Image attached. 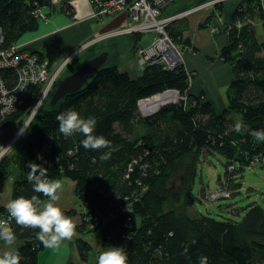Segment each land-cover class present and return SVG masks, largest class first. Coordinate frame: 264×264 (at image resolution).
Listing matches in <instances>:
<instances>
[{
	"label": "trees",
	"instance_id": "16d2710c",
	"mask_svg": "<svg viewBox=\"0 0 264 264\" xmlns=\"http://www.w3.org/2000/svg\"><path fill=\"white\" fill-rule=\"evenodd\" d=\"M74 2L0 0V49H8L37 31L44 17L40 11L46 13V19L55 10L72 16ZM94 2L91 0L97 13ZM256 17L264 19L261 0H242L232 24L222 31L228 42L221 54L234 74L228 82L226 110L212 99L188 94L186 104L167 105L143 116L138 101L168 88L185 92L189 88L186 71L149 66L132 77L121 72L119 64L106 63L83 88L36 113L19 149L0 160V187L15 168L13 199H48L34 192L28 182L29 162L45 167L48 179L76 182L77 194L87 207L81 232L100 231L103 252L122 246L128 264H199L202 256L208 257V264H264L262 206L250 205L242 221L193 215L189 210L202 152H219L228 163L237 158L239 163L249 162L264 152V141L250 135L252 130H264V42L257 38L251 22L245 24ZM238 21L243 22L241 27L236 26ZM24 50L44 59L31 47ZM134 52L137 57V47ZM69 65L73 70V64ZM0 76L9 83L15 80L12 72L2 70ZM40 89V85H30L19 95L14 111L0 121V130L9 132L30 114ZM68 109H75L82 118L95 117L94 134L103 135L111 147L85 150L83 134L64 137L56 116ZM232 113L240 116L243 127L239 132L231 128ZM102 153H110V158L102 160ZM8 214L1 206L0 220L8 219L16 237L23 241L16 247L21 264H38L39 253L45 249L36 238L39 229L21 227ZM78 243L85 260L91 247L82 240Z\"/></svg>",
	"mask_w": 264,
	"mask_h": 264
},
{
	"label": "rangeland",
	"instance_id": "374dc122",
	"mask_svg": "<svg viewBox=\"0 0 264 264\" xmlns=\"http://www.w3.org/2000/svg\"><path fill=\"white\" fill-rule=\"evenodd\" d=\"M60 0H54V2H59ZM76 1V0H74ZM88 4H90L91 0H86ZM94 3H102L104 0H94ZM213 0H163L161 4H153V7L158 8L161 20H166V18H170L169 21H160L162 22V29L155 26L151 30H141L140 32H130V20L128 19L127 10L120 12L124 18V14H126V22L121 27L115 28L111 32H106L104 34H98L97 36L91 38L88 41L82 42L73 48L71 52L66 54L56 65H51L50 62L48 67L54 69L57 66H60L64 61L66 62L67 58L71 57L69 61L70 64H76L73 67V70L70 71V65L68 64L61 74L58 76L57 81L55 82L52 91L56 87L57 83L64 78L65 76L73 73L77 70L86 60L94 57L95 55L100 54L103 51L109 52V57L106 63H114L119 64V69L121 72H128L132 77H137L145 67L158 66L161 70L165 71H175L178 68H182L186 71L188 75V85L189 88L182 92L177 88H168L169 90H173L176 96H172L165 101L164 104L159 106L155 111L148 113L144 106L140 105L141 113L143 116L153 115L158 112L159 109L165 107L167 105H174L184 103L186 104L188 101V94H191L195 97L202 96L205 99H211L207 97L205 93H195L193 90L194 87L202 86V82H198L201 77V71L209 70L207 66L201 67L202 62L199 60V57L204 58L200 53L198 47H196L193 43V39H188L183 35V32L178 26L179 22L183 21L186 17L196 11H205L207 17H205L208 21L206 24H201V28L199 30L208 31L210 34L220 33L222 36H226V47L228 42V37L226 33H223V29L227 26H230L232 22L225 21L226 15L220 17L219 10L222 11L225 2H214ZM230 1V0H229ZM236 6H240L242 0H234L233 1ZM263 10H264V0H261ZM159 3V2H158ZM192 3V4H191ZM210 3V5H208ZM93 5V4H92ZM185 6L184 9H180ZM94 16L99 18L95 7ZM219 9V10H218ZM238 9V8H237ZM237 11V10H236ZM40 15L44 16L41 20H46V13L44 11H40ZM118 15V14H117ZM114 16V15H113ZM217 17V20H216ZM233 17V16H232ZM222 18V19H221ZM217 22L218 25L215 23ZM252 27L256 29V36L261 41L264 42V19L260 17H256L254 20H247L245 24H250ZM243 23V22H242ZM241 22H237L236 26L241 27ZM244 24V25H245ZM207 28V29H205ZM119 30H126L124 33L119 32ZM164 31L165 33H161ZM225 31V30H224ZM119 32V33H117ZM130 32V33H129ZM117 33V34H116ZM110 35V36H109ZM113 35V36H111ZM168 36L170 43L165 45V53H168V47L174 48L176 59L181 57V61L176 64L174 67H170L168 62L171 64V59L164 58L162 62L157 63L155 61H148L146 65H142L138 62L136 53L134 52L136 47L138 49L139 46H143L146 48H156L157 44H159V40ZM2 38L0 37V40ZM223 40H219L222 42ZM153 43V44H152ZM1 45V43H0ZM29 43H25L23 40L17 43V47L23 46V48H27ZM164 45V44H163ZM193 46L195 48H193ZM224 47L219 48L218 52L212 54V59L208 58L206 60L207 65L213 69V76L209 78L208 83L210 84V93L213 83H217V77L215 72H218L219 64L217 63H225L230 69L229 78L232 81L234 78L233 68L229 62H227L226 57L221 54V51ZM148 51V50H147ZM77 53V54H76ZM72 55V56H71ZM143 56H146L145 53H142ZM215 57V59H213ZM218 59L220 62H218ZM46 61V59H43ZM201 64V65H200ZM209 73V72H206ZM203 76V75H202ZM203 79V78H202ZM224 85V84H223ZM230 85V84H229ZM221 86L219 89V98L215 96L212 98L217 104V106L226 110L228 108V97L227 90L228 86ZM205 86V85H204ZM207 86V84H206ZM41 87V86H40ZM27 90V89H26ZM25 90V91H26ZM41 90V89H40ZM167 90V89H166ZM24 91V92H25ZM200 92V91H199ZM23 93V92H22ZM21 93V94H22ZM40 93V92H39ZM19 97V96H18ZM39 97L37 96V99ZM18 100V99H17ZM49 96L43 101L40 105H38L37 101L33 103L31 108V112L27 117H24L19 123L14 124V126L8 131L3 130L0 133V146H6L7 150L6 154L13 155L19 149V142L23 138V134L25 133L27 127L31 123L32 119L41 109L49 108ZM17 102V101H16ZM223 102V104H220ZM222 108H221V106ZM37 108V109H36ZM230 118L233 119L231 122V128H235L237 123H240V116L236 113H232ZM207 151L202 152L199 156V164L198 171L196 175L195 185L193 188V206L189 208L190 212L193 215L197 214H210L212 217L224 220V219H232L234 221H242L247 213V210L250 205H260L264 208V152L261 155L262 157L256 158L255 160L250 159L249 162H241L239 163V159H235L233 162L228 163V160L219 152H211L205 153ZM205 153V154H204ZM16 182L17 174H12L10 178ZM72 181V180H71ZM74 182V181H73ZM75 183V188L77 190V183ZM15 185V183H14ZM227 186L229 189H225ZM239 187V189H237ZM222 188L223 191L230 192V196L213 200L210 197L211 192L217 191V189ZM3 188L0 187V192H2ZM231 197V198H230ZM79 196L77 201L79 200ZM79 205H82V202L79 201L77 207L79 209ZM82 208L80 207L79 210ZM86 210V209H85ZM72 213H74L72 211ZM70 213V214H72ZM89 232V230H88ZM91 232V231H90ZM99 232V231H94ZM102 235V234H101ZM85 242V241H83ZM93 252V251H92ZM90 252V256L88 259H85V262H88L94 255V252Z\"/></svg>",
	"mask_w": 264,
	"mask_h": 264
},
{
	"label": "crops",
	"instance_id": "0c3cea01",
	"mask_svg": "<svg viewBox=\"0 0 264 264\" xmlns=\"http://www.w3.org/2000/svg\"><path fill=\"white\" fill-rule=\"evenodd\" d=\"M233 1L234 0L226 1L222 11L218 9L220 17L224 16V14L226 15L224 22L226 20L232 22V16L238 8V6H236L237 3L235 4ZM74 7L75 9L72 16L55 10L46 20L40 21L37 31L27 34L22 39L25 43H29L27 47H31L41 53L44 59L50 62L51 65H56L66 54L71 52L74 47L82 42L88 41L98 34L111 32L115 28L121 27L126 22V14H124V18L121 17L123 16L122 14L96 18L94 16L92 3L90 2V4H88L86 0H76L74 2ZM205 17H207L206 12L199 10L179 22L178 26L184 31L183 35L185 37L191 40L193 39L194 45L198 47L199 53L204 57H199V60H201L203 64H200L201 67L207 66V68H209V70L201 71V77L198 82H202V86L197 87V84L191 91L195 93L203 92L211 99L215 98V96L221 98L219 96V89L221 86L228 85L230 80V69L225 63H217L220 69L218 72H215L217 83H213L214 85H212L211 88L212 92L210 93V84L208 81L209 78L213 76V69L207 65L209 62L206 60H208L207 56L212 59V54L215 55L219 48L224 47V44H226V36H222L221 32L210 34L207 30H199V28L203 29L201 28V24L203 25V23L206 24L208 22L207 20L206 22L204 21ZM215 24L218 25L217 22ZM219 40L223 41L219 42ZM193 48L195 47L193 46ZM215 57L216 56H214L213 59H215ZM216 60L220 62L218 59ZM220 104H223V102ZM12 174H17L15 168L12 170ZM14 183L12 177H9L2 183L1 187L3 190L0 192V207L5 206L9 200L13 199ZM61 183L63 191L58 193L60 197L58 203L65 213L68 212L67 215L77 224L76 235L72 240L64 241L59 248H45L41 251L39 253L38 264H98V257L103 253L102 235L100 231L88 232V230H84L81 232V224L87 210L86 204L83 203L81 199L77 201L78 194L73 181L70 179H63ZM48 199L44 202H47ZM79 201L82 202V205H79V209L80 207L82 208L81 210L77 207ZM72 211L74 213H72ZM80 240L85 241L91 247V252L93 251L96 254L88 262H85L80 255L78 248V242ZM22 242V240L16 237L15 246L18 247ZM89 256L90 253L88 258Z\"/></svg>",
	"mask_w": 264,
	"mask_h": 264
},
{
	"label": "clouds",
	"instance_id": "9594fccd",
	"mask_svg": "<svg viewBox=\"0 0 264 264\" xmlns=\"http://www.w3.org/2000/svg\"><path fill=\"white\" fill-rule=\"evenodd\" d=\"M2 86L0 82V87ZM56 120L59 123L58 131L64 137L77 132L83 134L85 138L81 144L85 150L96 151L111 147V142L103 135L94 134L97 127L95 117L82 118L75 109H68L59 113ZM242 127V124L237 123L235 131H241ZM250 135L257 141H264V130H252ZM100 158L106 160L110 158V153H102ZM27 167L30 169L27 180L33 186V191L42 193L49 199L42 202L36 196H20L9 200L5 205L6 210L17 225L39 229L36 238L43 247L59 248L64 241L73 239L77 228L73 219L59 206L58 193L63 191L62 183L48 179L47 169L40 164L29 162ZM15 245L16 234L13 228L7 221H0V264H21V255ZM98 264H128L127 253L122 246H111L99 255ZM199 264H208V257H200Z\"/></svg>",
	"mask_w": 264,
	"mask_h": 264
},
{
	"label": "built area",
	"instance_id": "2783aa9c",
	"mask_svg": "<svg viewBox=\"0 0 264 264\" xmlns=\"http://www.w3.org/2000/svg\"><path fill=\"white\" fill-rule=\"evenodd\" d=\"M226 1L228 0H213L211 3ZM162 2L163 0H104L102 3H96L99 8L97 15H117L120 12L127 10L128 19L131 22L129 28L130 32L151 30L155 26L162 29V22L160 21H169L170 18L161 20V14H159L158 8L153 7V4L159 5ZM208 5H210V3H208ZM125 31L126 30H119L120 33H124ZM161 33L165 32L162 31ZM1 42L2 39L0 40V43ZM168 43H170V41L168 36L165 35L164 38L159 40V44H157L156 48L149 49V47L144 49L143 46H139L137 49L138 62L142 65H146L148 61H159L157 63H160L164 61V58H169L171 59V64L166 61L168 65L170 67L176 66V64L181 61V57L176 59L174 48L171 47H168L169 50L166 51L168 53H165V50L163 49H165V45ZM142 53H145L146 56H143ZM70 60L71 57L67 58L66 62L64 61V63L60 66L51 69L50 66L48 67L49 62L47 60L45 61L40 59V56L37 53L24 50L23 46L17 47V44H15L8 49H0V71L3 70L12 72L15 75V80L10 83L7 79L5 80L2 76H0V82H2L3 85L0 87V121L5 119L11 112L14 111L18 96L30 85L41 86V90L38 95L39 98H36L38 105L45 101L47 96L51 94L52 88L57 81L58 76L61 74L63 69L70 64ZM167 93H172V95L169 96ZM162 95H167L168 99L172 96H176L173 90L167 89L161 93L153 95L152 97L140 99L138 102L139 108L140 105L145 106L148 101ZM1 131L3 130H0V133ZM5 147L2 145L0 146V160L7 151ZM224 195L229 197L230 192L223 191V189L220 188L217 189V191L210 193V197L213 200L226 198ZM8 216L10 218L9 214ZM0 221L9 222L8 219L4 218Z\"/></svg>",
	"mask_w": 264,
	"mask_h": 264
},
{
	"label": "water",
	"instance_id": "95a60500",
	"mask_svg": "<svg viewBox=\"0 0 264 264\" xmlns=\"http://www.w3.org/2000/svg\"><path fill=\"white\" fill-rule=\"evenodd\" d=\"M108 57L109 52L103 51L86 60L73 73L62 78L50 98L49 105L54 107L65 95L77 92L83 88L105 66Z\"/></svg>",
	"mask_w": 264,
	"mask_h": 264
},
{
	"label": "bare ground",
	"instance_id": "6f19581e",
	"mask_svg": "<svg viewBox=\"0 0 264 264\" xmlns=\"http://www.w3.org/2000/svg\"><path fill=\"white\" fill-rule=\"evenodd\" d=\"M112 16V15H98L99 18ZM169 96L172 95V93H167ZM172 98V97H171ZM168 99L167 95L159 96L158 98H154L147 102V104L144 106L146 109V112L151 113L155 111L159 106H161L166 100ZM141 111V110H140Z\"/></svg>",
	"mask_w": 264,
	"mask_h": 264
},
{
	"label": "flooded vegetation",
	"instance_id": "af4514ba",
	"mask_svg": "<svg viewBox=\"0 0 264 264\" xmlns=\"http://www.w3.org/2000/svg\"><path fill=\"white\" fill-rule=\"evenodd\" d=\"M76 66V64H73L71 67Z\"/></svg>",
	"mask_w": 264,
	"mask_h": 264
}]
</instances>
